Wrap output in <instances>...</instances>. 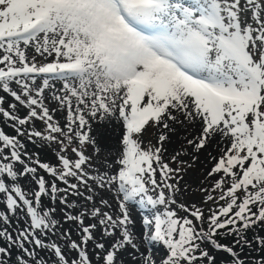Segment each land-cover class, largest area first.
<instances>
[{"label": "snow or ice", "instance_id": "snow-or-ice-1", "mask_svg": "<svg viewBox=\"0 0 264 264\" xmlns=\"http://www.w3.org/2000/svg\"><path fill=\"white\" fill-rule=\"evenodd\" d=\"M0 91L15 132L0 127V264H48L37 250L52 264H93L90 251L96 264H216L205 244L245 264L247 232L264 226V0H0ZM93 123L119 126L115 158ZM21 137L57 145V162ZM201 152L202 202L178 203ZM57 201L79 241L60 231ZM130 203L155 210L142 216L143 252ZM21 209L27 226L13 232Z\"/></svg>", "mask_w": 264, "mask_h": 264}, {"label": "rangeland", "instance_id": "rangeland-1", "mask_svg": "<svg viewBox=\"0 0 264 264\" xmlns=\"http://www.w3.org/2000/svg\"><path fill=\"white\" fill-rule=\"evenodd\" d=\"M29 55H31V51L29 52ZM13 86L15 87V85H13ZM0 95H5L6 96V94L3 93L2 91H0ZM46 95H47V93H46ZM11 102H12V98L9 97V96H6L7 106ZM49 106L50 107H56V105H54V104H50ZM18 109H19V113H20L21 116L26 115L27 110L25 108L20 107L18 105ZM62 115H63L62 113L57 112L56 113V119H60L62 121ZM110 125L111 124H108V123H103V124H101V123H93V125H92V135L97 139L98 144L103 149L106 150V151L104 150V154L110 155L112 158H115V154L117 153V151H119V149L116 151L115 154H109L107 152V147H106V145L108 144V142H104V137L105 136H104L103 133L104 132H107L109 130ZM35 127L38 130H41V131L44 130V125L40 121H35ZM120 131H118L119 133L117 134L118 135L117 136V139H118L117 142H119ZM147 136L150 137L149 134L146 135V136H144V140L146 139L145 142L148 141V139H149ZM42 145H44L46 147L48 146L47 149H49V152L52 155H55L54 149H57L58 150V146L55 145V144H51V145L42 144ZM170 150H169V153H171L173 149L171 151ZM89 151H91V149H89ZM205 157H206L205 156V153L204 154L201 153L200 154V160H199V162H197L192 168H190L187 171V173L184 175V179H183V181L181 182V185H180V187L182 189V194H180V195L177 196L178 203H184L186 205H191V204L195 203L197 206H199L201 204L203 194L200 192L199 189L204 186L202 182L204 181V176L206 174L207 168L210 167V165L207 164V159ZM185 159H188V158L185 157ZM46 160H47L46 162H48V159H46ZM56 162L57 161H55V163ZM50 163H52V162H50ZM175 166L176 165H173V167H175ZM19 167L20 166L17 165V168H19ZM40 174L45 175V174H43V171L42 170H41V173ZM46 178H47V176H46ZM20 183L22 184V186L26 190H31V188L35 187L34 185L29 184L27 182V180H25V179H22L20 181ZM185 186H187V190L186 191H184ZM103 195H105L109 199V201L111 203H113V208L115 209V202L112 200V194H110V193H104ZM71 199H75V198L74 197H70V200ZM44 203H45L46 206H52L50 204V202L47 200V198H44ZM55 207H56V214H55L56 215V218L61 221L60 231H63L65 229L71 230V232H72V237L71 238L74 239V240L79 241L80 237L77 235L76 225L74 223H64L63 222V212L61 211V207L62 206L59 205V202L58 201L56 202ZM129 207L131 208L130 209L131 210V215H132V218H133V220L135 221V224H136V227H135L136 230H135V232L137 231L136 232V235L138 237L137 242L141 245L140 250L143 252V251H145V243L146 242L139 239V237H140V235H141V233L143 231L142 228H141L142 216L143 215H151L155 210L150 209V207H149V209H147V208L141 209L138 204H131V203H130ZM159 207H160V210L162 211L163 210V207L162 206H159ZM172 207L177 209V212H178V215L179 216L183 217L185 215V213L178 208V205H172ZM206 207L207 206H205V208ZM133 208H134V210H133ZM92 222H94V221H91V220H89L87 218L85 219V223L86 224L87 223H92ZM95 235L97 237H99V235H100L99 231H97L95 233ZM51 238L52 239H57V237H55V236H53ZM48 239H49V237H48ZM58 242H61V241L58 240ZM147 247L152 250L153 255L157 259H159L160 256L163 254V249H162V247H161V245L159 243H152V244L147 245ZM91 248H92V244L90 243L89 244V249H91ZM64 251H65V254L66 255H71L73 257L76 255L75 252L69 253L68 250H67V248H65ZM45 253H46V251H45ZM89 255H90V257L93 260V264H96V258H95L94 253L92 251H90L89 252ZM53 259H54V257L52 255H50V257L47 258L46 261L48 262V264H52V260Z\"/></svg>", "mask_w": 264, "mask_h": 264}, {"label": "trees", "instance_id": "trees-1", "mask_svg": "<svg viewBox=\"0 0 264 264\" xmlns=\"http://www.w3.org/2000/svg\"><path fill=\"white\" fill-rule=\"evenodd\" d=\"M4 107L7 108V103L4 104ZM20 115V113H19ZM21 116V115H20ZM0 127L4 128V131L7 134L15 135L14 130L11 127H8L5 121L2 117H0ZM21 139L24 141V143L27 145V149L29 152H38L40 159L42 161L52 162L53 164L56 161V156L50 154L49 149H47L46 146L42 145L39 141L37 143H32L28 141L26 138L21 137ZM45 174V173H43ZM0 208H3V204L0 203ZM12 216L11 223L9 225L10 230L15 232L16 229H23L27 226L28 218L26 217L24 211L18 210L15 214H10ZM259 235L261 237H264V226H258L256 228L250 229L247 232V238L249 240H252V244L250 246H243V252L240 253V258L245 260V264H255L256 261L260 260L261 258H264V246H260L256 241L253 240L254 235ZM45 240L48 239V237H44ZM217 239H221L220 237H217ZM2 243V242H0ZM221 243H227L231 245L232 243V237H227L224 239H221ZM203 247L208 248L210 251V254L214 255L216 257V264H229L230 257L227 253L222 251H216L211 248V246L205 244ZM238 252L240 251L239 248L236 249ZM39 252L40 258H43L47 260V258L50 257L49 253L41 250H37ZM14 255L16 254V249H13ZM199 264V262H198ZM204 264H207V261L204 262Z\"/></svg>", "mask_w": 264, "mask_h": 264}, {"label": "bare ground", "instance_id": "bare-ground-1", "mask_svg": "<svg viewBox=\"0 0 264 264\" xmlns=\"http://www.w3.org/2000/svg\"><path fill=\"white\" fill-rule=\"evenodd\" d=\"M94 131V130H93ZM118 131H120V128H119V126L118 125H116V124H111L110 125V128H109V130L107 131V132H104L103 134H104V142H108V144L106 145V147H107V152L109 153V154H115L116 153V151L119 149V147H118V143L119 142H117L118 141V139H117V134L119 133ZM154 133H155V129H151V128H149L148 129V131L144 134V136H146V135H148L149 134V136L150 137H148L149 139H152V141L153 142H155V135H154ZM181 135H183V133H181ZM103 139V138H102ZM101 140V139H100ZM146 140V139H145ZM102 141V140H101ZM173 141H174V143H172V144H166L165 146L168 148V150H172V149H174V148H177L178 146H179V144L180 143H182V141L181 140H178L176 137H173ZM147 142V141H146ZM105 150V149H104ZM170 150V151H171ZM106 151V150H105ZM118 152V151H117ZM202 154H204V152H201ZM200 153V154H201ZM106 155V154H105ZM206 158V157H205ZM205 160V159H204ZM202 161V160H201ZM131 209V208H130ZM147 209H149V208H147ZM151 209V208H150ZM133 210H134V208H133ZM151 212V211H150ZM147 213V212H146ZM152 213V212H151ZM135 215V214H134ZM136 230V229H135ZM137 232V231H136Z\"/></svg>", "mask_w": 264, "mask_h": 264}]
</instances>
